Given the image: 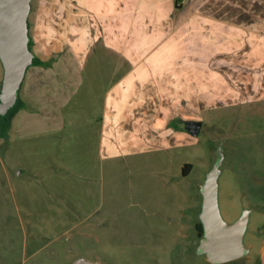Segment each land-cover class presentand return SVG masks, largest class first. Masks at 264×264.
Wrapping results in <instances>:
<instances>
[{"label":"crops","instance_id":"crops-1","mask_svg":"<svg viewBox=\"0 0 264 264\" xmlns=\"http://www.w3.org/2000/svg\"><path fill=\"white\" fill-rule=\"evenodd\" d=\"M29 34L40 62L26 72L10 138L45 137L44 197L57 199L46 211L83 207L77 163L101 170L188 147V124L201 131L204 112L264 104V0H33ZM3 77L0 61V90ZM53 165L70 177L47 175Z\"/></svg>","mask_w":264,"mask_h":264},{"label":"rangeland","instance_id":"rangeland-1","mask_svg":"<svg viewBox=\"0 0 264 264\" xmlns=\"http://www.w3.org/2000/svg\"><path fill=\"white\" fill-rule=\"evenodd\" d=\"M19 108L20 99L0 121V264H212L198 252L197 225L201 189L218 162L222 217L234 223L249 213L248 253L225 264H262L264 104L204 112L188 147L112 160L101 170L77 163L73 200L83 207L66 214L46 211L57 199L44 197L39 143L45 137L10 138ZM186 163L191 170L183 175ZM46 174L70 177L56 165Z\"/></svg>","mask_w":264,"mask_h":264},{"label":"water","instance_id":"water-1","mask_svg":"<svg viewBox=\"0 0 264 264\" xmlns=\"http://www.w3.org/2000/svg\"><path fill=\"white\" fill-rule=\"evenodd\" d=\"M33 0H0V61L4 77L0 90V118L19 102V92L26 72L33 65L35 54L30 48L29 16ZM192 135L200 132L201 123L188 124ZM220 162L216 163L202 186L203 206L200 220L204 234L198 252L205 254L212 264H225L243 258L248 253L243 239L249 213L234 223L222 217L218 203ZM79 264H98L84 259Z\"/></svg>","mask_w":264,"mask_h":264},{"label":"trees","instance_id":"trees-1","mask_svg":"<svg viewBox=\"0 0 264 264\" xmlns=\"http://www.w3.org/2000/svg\"><path fill=\"white\" fill-rule=\"evenodd\" d=\"M40 61H39V59L37 58V57H35V59H34V64H37V63H39ZM20 106H21V103H20ZM4 119H5V117L4 118H0V121H4ZM187 168L189 169V170H191V165H186L185 167H184V169H183V173L186 175L188 172H187ZM199 233L201 234V235H203L204 234V230H203V225H202V223H200L199 224Z\"/></svg>","mask_w":264,"mask_h":264},{"label":"flooded vegetation","instance_id":"flooded-vegetation-1","mask_svg":"<svg viewBox=\"0 0 264 264\" xmlns=\"http://www.w3.org/2000/svg\"><path fill=\"white\" fill-rule=\"evenodd\" d=\"M201 222H199L198 223V225H197V231H198V238L200 239L201 237H203V235H201L200 233H199V224H200Z\"/></svg>","mask_w":264,"mask_h":264}]
</instances>
